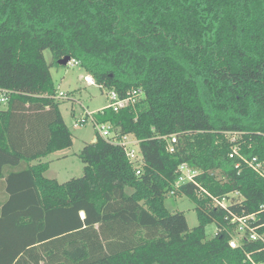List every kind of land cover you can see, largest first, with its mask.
Instances as JSON below:
<instances>
[{
    "label": "trees",
    "instance_id": "obj_1",
    "mask_svg": "<svg viewBox=\"0 0 264 264\" xmlns=\"http://www.w3.org/2000/svg\"><path fill=\"white\" fill-rule=\"evenodd\" d=\"M65 58L135 101L95 119L139 141L140 176L97 134L78 155L83 178L45 177L42 160L73 147L51 74ZM0 90L12 93L0 106V264H264V0H0ZM183 165L238 200L223 211L177 189ZM172 193L194 203L198 228L168 212ZM232 215L256 217L262 240L232 250Z\"/></svg>",
    "mask_w": 264,
    "mask_h": 264
},
{
    "label": "rangeland",
    "instance_id": "obj_2",
    "mask_svg": "<svg viewBox=\"0 0 264 264\" xmlns=\"http://www.w3.org/2000/svg\"><path fill=\"white\" fill-rule=\"evenodd\" d=\"M45 59L49 66L53 64L52 54L49 51L45 53ZM51 74L58 94L68 96L67 100L61 101L60 110L72 133L73 147L43 159L42 163L50 166L45 177L63 185L84 177V165L78 155L86 145L95 143L97 131H99L90 120L84 126L75 127V124L85 116L86 112L97 114L102 111L107 107L108 101L107 93L102 92L97 86H88L85 78L89 76L80 67L74 69L54 67ZM165 207L171 214H184L191 231L198 228L196 207L189 199L179 195L169 197L165 202ZM217 234V230L210 227L207 230V240L212 241Z\"/></svg>",
    "mask_w": 264,
    "mask_h": 264
},
{
    "label": "built area",
    "instance_id": "obj_3",
    "mask_svg": "<svg viewBox=\"0 0 264 264\" xmlns=\"http://www.w3.org/2000/svg\"><path fill=\"white\" fill-rule=\"evenodd\" d=\"M67 67L74 69L79 67V63L76 61H70ZM85 82L89 86H95L94 82L89 78H85ZM11 96H12L11 92L0 90V106L6 107L10 101ZM67 99L68 97L66 95L58 94V100L64 101ZM107 101H108L107 107H105L99 113L107 109L113 110L115 113H118L121 109L126 108L130 104L135 103L134 100L121 101L119 100L117 94L115 93L107 94ZM97 114L86 112L85 116L75 124V127L84 126L90 120L99 130L97 131V134L101 139L124 149L129 163L131 164V166H133V168H135V170H137L136 173L137 176H140L141 168L144 165V159L141 153L139 141H137L133 136L120 137L116 135L113 132L112 127L109 125L97 124L95 119V115ZM176 144H177L176 137H172L169 139V145H170L169 149L171 154L174 153V146ZM236 156H238V153L237 151H234L233 154L230 156V159L233 160ZM250 165L251 167L254 168L255 172L261 174V170L263 168L261 164H258L256 160H253ZM199 176L200 173L198 171L193 170L188 165H183L182 167H180L178 171V179L175 184V187L177 189L185 186L195 187L198 196L204 200L210 199L214 203V208L218 210H223V211L227 210L229 207L233 205V203H235L236 200H238L239 198L238 194L229 195L222 199H216L212 195L210 190L207 189V187H204V185L197 183V179ZM174 195H175L174 193L171 194V196ZM232 217H233L232 224L233 225L235 224L237 226L235 230V235L233 239H231V241L229 242V246L232 250L238 249L240 247L241 241L246 238H248V240L252 242H257L259 240H262L257 233V229L253 227V225L256 222V217L252 216L248 218H237L233 215Z\"/></svg>",
    "mask_w": 264,
    "mask_h": 264
},
{
    "label": "water",
    "instance_id": "obj_4",
    "mask_svg": "<svg viewBox=\"0 0 264 264\" xmlns=\"http://www.w3.org/2000/svg\"><path fill=\"white\" fill-rule=\"evenodd\" d=\"M70 61H71L70 58H65L64 60H62V61L59 62V65L61 67H67L68 64L70 63Z\"/></svg>",
    "mask_w": 264,
    "mask_h": 264
},
{
    "label": "crops",
    "instance_id": "obj_5",
    "mask_svg": "<svg viewBox=\"0 0 264 264\" xmlns=\"http://www.w3.org/2000/svg\"><path fill=\"white\" fill-rule=\"evenodd\" d=\"M86 78H88V77H86ZM89 79H91V78L89 77ZM91 80H92V79H91ZM88 86H89V85H88ZM95 142H96V141H95ZM49 169H50V168H49ZM48 172H49V171H48ZM48 172H47V173H48ZM45 176H46V175H45Z\"/></svg>",
    "mask_w": 264,
    "mask_h": 264
}]
</instances>
